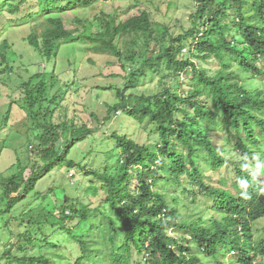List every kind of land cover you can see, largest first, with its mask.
<instances>
[{"label": "trees", "instance_id": "16d2710c", "mask_svg": "<svg viewBox=\"0 0 264 264\" xmlns=\"http://www.w3.org/2000/svg\"><path fill=\"white\" fill-rule=\"evenodd\" d=\"M29 1L0 0V32L5 15L17 16ZM95 1L110 0H42L39 9L28 8L17 20L31 24L25 41L41 55L56 54L63 41L77 35L93 54L116 57L124 71L125 62L133 66L104 119L121 109L123 115L139 124L149 121L156 130V140L144 142L112 133L121 152L115 165L88 171L100 182L91 185L92 193H102L104 203L78 209L65 202L60 207V227L79 247L72 264H264V225L259 224L264 223V193L259 191L264 177L249 188L247 200L238 185L240 178H248L240 157L247 153L264 159V0H194L189 25L177 35L147 10L126 20L103 13L88 33L85 25L82 30L70 28L59 17ZM128 35L143 41L133 39L121 49L120 41ZM11 48L7 39L0 41V81L11 72ZM153 73L160 75L161 90L126 95ZM183 74L184 91L173 89L167 80ZM249 80H259L262 87H248ZM55 82L53 71L37 72L21 85L32 129L41 132L34 136L37 144L28 148L36 155L30 174L26 176L27 167L17 160L14 174L1 179L0 200H6V206L0 212H11L56 166L76 168L68 158L71 149L96 131L73 119L58 124L46 119L53 109L38 115L34 108L46 101ZM219 130L226 132L220 140ZM231 137L237 142L226 151ZM226 166L234 170L232 181L219 173ZM182 192L204 196L208 206L201 208L195 198L186 203ZM75 219L90 228L79 233V223L69 225ZM21 236L28 244L32 241L28 233ZM43 243L49 250L59 247L49 240ZM9 262L64 264L43 253L20 256L8 249L0 264Z\"/></svg>", "mask_w": 264, "mask_h": 264}, {"label": "rangeland", "instance_id": "374dc122", "mask_svg": "<svg viewBox=\"0 0 264 264\" xmlns=\"http://www.w3.org/2000/svg\"><path fill=\"white\" fill-rule=\"evenodd\" d=\"M41 1L30 0L17 16L6 14L3 30L0 32V41L7 39L12 45L8 51L11 72L2 75L3 81H0V181L14 174L17 160L27 167L26 176L29 175L32 159L36 157L35 152L30 153L28 148L32 142L37 144L34 136L41 130L32 129L34 123L30 107L25 102L21 88L33 74L53 71L56 78V82L47 91L46 101L34 108L38 115L46 116V110L53 109L52 116L47 115L46 119H52L56 124L73 119L76 123H85L96 131L71 149L68 158L78 164L76 168L69 169L66 164L56 166L41 177L34 191L11 212H0V256L9 249L20 256H38L43 253L59 258L64 264H72L79 255V247L60 227V207L65 205V202L73 203L78 209L83 204H96L97 201L104 203L102 193L96 196L92 193L91 185L99 186L100 182L96 175L88 171L101 169L105 165L112 168L115 165L114 162L118 160L121 152L116 148L112 133L125 134L135 141L144 142L151 141V138L156 140V130L149 121L139 124L123 115L121 109L114 113L112 119H104L108 105L117 102V89H124L126 78L133 66L125 62L124 71L116 57L93 54L88 49L89 44L77 35L71 40L63 41L56 54L53 52L41 55L27 44L25 38L32 32L31 24H22L17 20L29 11L28 8L39 9ZM193 7L194 0L95 1L90 7L68 11L59 17L70 28L78 27L82 30L81 26L85 25L88 33L96 28V17L103 13L116 14L119 19L126 20L139 15L142 10H147L152 13L154 19L167 24L173 35H177L189 25V15ZM133 39L137 38L134 35L122 38L121 49ZM137 40L140 43L143 41L142 38ZM182 53L183 56L188 55L185 49ZM185 77L183 74L180 79L167 82L173 89L184 91ZM250 86L260 88L262 84L259 80H249L248 87ZM162 88L160 75L153 73L150 77L142 79L136 88L126 92V95H148ZM219 133V140L226 137L225 131L219 130ZM236 142L235 137H231L226 151L232 149ZM249 162L251 163L250 159ZM219 173L225 175L228 181L234 178L231 166L219 169ZM1 193L0 186V197ZM181 197L188 204H192V199L195 198L201 208L208 206L202 195L193 197L189 192H182ZM5 206L6 200H0V208L5 209ZM105 210L110 213L108 208ZM70 211L67 208L66 214ZM48 213H51V217L47 216ZM46 217L49 220L47 222L44 221ZM79 221L75 219L69 225L73 228ZM78 227L80 233L81 229H89L90 224L81 222ZM23 233L31 236L32 241L29 244L26 238L21 236ZM122 236L121 228L117 243H120ZM46 240L59 245L58 249L46 248L45 244H42ZM41 245L43 248L40 249Z\"/></svg>", "mask_w": 264, "mask_h": 264}, {"label": "clouds", "instance_id": "9594fccd", "mask_svg": "<svg viewBox=\"0 0 264 264\" xmlns=\"http://www.w3.org/2000/svg\"><path fill=\"white\" fill-rule=\"evenodd\" d=\"M240 159L242 161H245L241 165L242 169L248 170V178H240L238 180L239 188L241 189L240 195L243 199L247 200L251 198V193L249 192V188L252 187L253 184H255L259 178L264 177V159H261V157L258 154L252 155L249 157L247 153L243 154ZM249 159L253 161H257L254 164H249L247 161ZM259 191L264 193V181L260 182L259 185Z\"/></svg>", "mask_w": 264, "mask_h": 264}]
</instances>
